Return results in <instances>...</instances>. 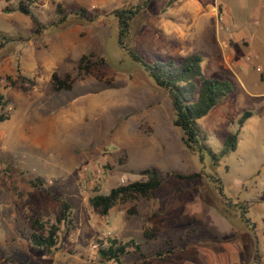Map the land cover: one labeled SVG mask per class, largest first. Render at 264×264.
<instances>
[{"label": "rangeland", "instance_id": "obj_1", "mask_svg": "<svg viewBox=\"0 0 264 264\" xmlns=\"http://www.w3.org/2000/svg\"><path fill=\"white\" fill-rule=\"evenodd\" d=\"M20 1L0 0V35L23 39L0 50L7 103L0 110L10 114L0 125V264H99L98 240L114 237L134 239L149 256L145 263L132 251L124 264H264V16L251 26L260 42L253 52L233 28L229 38L213 24L192 26L170 0H151L132 20L135 49L166 58L197 54L206 78L232 84L233 92L200 119L218 153L227 134L239 130L237 149L214 164L186 147L169 93L118 43L111 11L138 0H35L43 21L57 15L59 3L101 14L96 22L70 16L40 34L29 15L5 10ZM86 53L106 61L80 74ZM54 72L70 74L72 89L55 90ZM245 112L252 115L240 126ZM150 166L200 176L167 178L154 199L117 204L107 216L90 203L95 194L143 179L138 171ZM66 200L72 229L62 224L53 253L34 247L32 220L55 222ZM154 225L158 236L148 240L143 230Z\"/></svg>", "mask_w": 264, "mask_h": 264}, {"label": "trees", "instance_id": "obj_2", "mask_svg": "<svg viewBox=\"0 0 264 264\" xmlns=\"http://www.w3.org/2000/svg\"><path fill=\"white\" fill-rule=\"evenodd\" d=\"M150 1L138 0L134 4L116 7L111 11L117 21L118 43L134 61L142 66L157 86L169 93L174 108V124L181 129L182 140L186 147L190 151L198 153L201 158L209 156L214 160V164H219L220 157L226 155L229 151L237 149L239 130L227 134L224 140V147L218 153L207 141L208 135L203 126H201L200 119L232 93L233 86L230 81L225 79L206 78L203 75L202 57L197 54L179 58H166L153 52H142L131 46L129 39L132 30V20L143 8L147 7ZM37 8L35 0H22L16 7H6L5 10H19L29 15L36 25L34 31L36 34L42 33L50 26H61L70 16L77 20L96 22L101 15L99 12L91 13L84 7H66L59 3L57 5V15L53 19L43 21L39 15L40 13L37 12ZM14 40L23 39L22 37L5 38L0 35V50L5 43ZM93 57V53H86L81 56L78 65L80 74H91L94 72L93 68L96 64H104L106 61L105 57H100L97 62L92 59ZM197 78H200L199 84L195 81ZM73 81L70 74L61 77L56 72L53 73V87L55 90H70L73 87ZM2 99L3 95L0 94V105H7ZM4 106L0 110V125L10 118L9 111ZM251 115L252 112H245L239 118L240 126ZM138 172L143 175V179L119 184L112 187L108 193L95 194L90 198V203L95 207H101L102 214L107 216L117 204L134 202L141 198L154 199L157 190L167 178L183 180L200 176L198 172L184 174L175 170L162 171L157 166L146 167ZM72 209L73 206L66 200L63 204V212L61 216L57 217L55 222L34 218L32 226L35 229L30 235L33 246L45 249L49 254L57 250L62 224L66 225L67 230H71L73 227ZM135 211V207L130 209V212ZM158 233L159 227L156 225L146 227L143 230V234L148 240L156 239ZM132 251L138 253L142 257L143 262H150L149 256L143 251L142 244L134 239L120 241L114 237L98 240L99 264H124L123 257ZM166 252L172 255L174 250H167ZM156 255L163 256L164 251H158Z\"/></svg>", "mask_w": 264, "mask_h": 264}, {"label": "crops", "instance_id": "obj_3", "mask_svg": "<svg viewBox=\"0 0 264 264\" xmlns=\"http://www.w3.org/2000/svg\"><path fill=\"white\" fill-rule=\"evenodd\" d=\"M170 5L176 11L190 15V23L197 29L205 30L209 24L218 29V18L222 14L234 31H237L235 34L238 41L248 46L251 52L260 47V42L250 32L255 31L252 25L263 22L261 17L264 16V0H170ZM253 41L256 43L253 44ZM238 61L237 64L243 65L244 61ZM240 81L243 82L241 78Z\"/></svg>", "mask_w": 264, "mask_h": 264}, {"label": "built area", "instance_id": "obj_4", "mask_svg": "<svg viewBox=\"0 0 264 264\" xmlns=\"http://www.w3.org/2000/svg\"><path fill=\"white\" fill-rule=\"evenodd\" d=\"M218 21H219L218 22L219 31L229 34V38H231L232 37L231 32L233 28L232 25L228 23V21L225 19V17L222 14L219 15ZM228 40H229L228 38L222 39L223 44L228 45Z\"/></svg>", "mask_w": 264, "mask_h": 264}]
</instances>
